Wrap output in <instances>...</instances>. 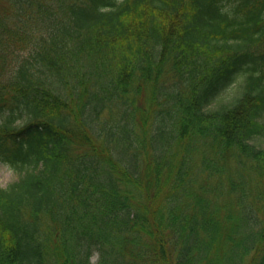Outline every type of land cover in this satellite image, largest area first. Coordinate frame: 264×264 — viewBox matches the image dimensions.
Instances as JSON below:
<instances>
[{
    "label": "trees",
    "instance_id": "obj_1",
    "mask_svg": "<svg viewBox=\"0 0 264 264\" xmlns=\"http://www.w3.org/2000/svg\"><path fill=\"white\" fill-rule=\"evenodd\" d=\"M0 264H264V0H7Z\"/></svg>",
    "mask_w": 264,
    "mask_h": 264
},
{
    "label": "rangeland",
    "instance_id": "obj_2",
    "mask_svg": "<svg viewBox=\"0 0 264 264\" xmlns=\"http://www.w3.org/2000/svg\"><path fill=\"white\" fill-rule=\"evenodd\" d=\"M10 3L7 0H0V11H9L10 9ZM18 178L17 172L14 170L10 169L6 165L0 163V187L5 188L7 187L10 183L16 181ZM98 259V254H95V256L92 258L93 264L97 262Z\"/></svg>",
    "mask_w": 264,
    "mask_h": 264
}]
</instances>
